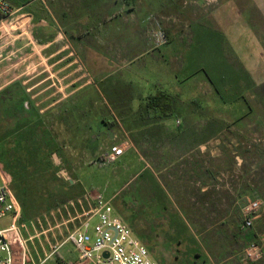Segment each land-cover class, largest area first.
I'll return each mask as SVG.
<instances>
[{
    "label": "rangeland",
    "instance_id": "rangeland-1",
    "mask_svg": "<svg viewBox=\"0 0 264 264\" xmlns=\"http://www.w3.org/2000/svg\"><path fill=\"white\" fill-rule=\"evenodd\" d=\"M7 1L20 10L0 32V143L14 146L18 136L2 99L7 88L20 83L31 98L29 73L46 72L47 65L32 69V57L58 50L55 57L64 58L57 68L65 67L61 75L70 73L71 60L80 69L81 88L73 97L50 109L53 99L38 105L56 144L49 160L61 179L47 181L45 173L35 185L37 214L27 221L21 214L20 223L43 219L25 233L36 235L28 243L34 262L80 264L73 242L57 247L84 217L70 219L102 194L159 264H264V81H254L264 72L260 0ZM158 31L166 35L165 45H157ZM49 40L54 43L41 49ZM123 83L133 88L134 111L164 91L175 96L177 115L142 137L128 110L112 106L101 89ZM62 85L55 82L52 90ZM70 108L77 113L69 116ZM210 120L221 122L222 130L201 145ZM183 130L189 137H175ZM127 141L133 146L127 156L104 162L113 145ZM200 167L206 170L204 180ZM255 199L261 209L254 225L245 228L244 207ZM130 209L133 220L140 212L139 228L127 214ZM252 243L263 249L255 262L244 258Z\"/></svg>",
    "mask_w": 264,
    "mask_h": 264
},
{
    "label": "built area",
    "instance_id": "built-area-1",
    "mask_svg": "<svg viewBox=\"0 0 264 264\" xmlns=\"http://www.w3.org/2000/svg\"><path fill=\"white\" fill-rule=\"evenodd\" d=\"M211 5L218 0H205ZM17 9L7 0H0V27L4 24L11 25ZM158 46L167 43L166 35L158 31L155 34ZM180 124V121H177ZM126 145H113L105 155L104 162L114 163L124 155ZM94 206L80 216L71 218L70 221L80 220V226L71 230L64 242H73L78 253L79 263L95 262L97 264H159L151 255L148 248L134 234L129 225L114 214L111 202L102 194L93 198ZM262 202L258 199L250 201L243 210L244 227L251 228L261 209ZM22 214L21 205L12 189V178L0 166V264H36L32 259L28 243L36 235L25 237L29 228L35 229L36 224L42 223V218L20 223ZM10 218L7 225H3ZM97 222L92 225V220ZM92 231V233L90 232ZM56 249V250H57ZM56 250L52 251L54 253ZM105 254H108L106 257ZM262 246L252 243L244 251V258L255 262L261 259ZM49 255V256H50ZM47 256V257H49ZM41 264V263H39Z\"/></svg>",
    "mask_w": 264,
    "mask_h": 264
},
{
    "label": "trees",
    "instance_id": "trees-1",
    "mask_svg": "<svg viewBox=\"0 0 264 264\" xmlns=\"http://www.w3.org/2000/svg\"><path fill=\"white\" fill-rule=\"evenodd\" d=\"M112 87L103 84L101 89L108 98L110 104L115 108L128 110L127 115L132 122L140 127L142 137L147 136L156 128V124L173 118L178 113L177 100L174 95L168 92H159L156 95L147 97L137 111L132 108V102L136 98L130 84H122ZM114 94L118 98H114ZM115 95V96H116ZM8 104L5 106L6 115L14 118L15 130L18 136L14 146H7L0 143V164L3 170L12 178V189L18 202L22 207V220H29L37 214V185L41 183L45 173L50 174L47 181H58L61 178L53 169L50 162V153L57 151L53 136L45 127V120L40 110L35 106L27 94L26 89L15 83L9 86L5 96L2 98ZM67 113L74 115L75 109H66ZM126 115V112H125ZM111 127L113 123H110ZM159 129V128H158ZM222 130L221 122L210 120L205 128L204 135L199 143H206L215 137ZM175 136L180 140L189 137V133L183 130ZM51 179V180H49ZM68 188H74L69 181H64ZM60 264H64L60 262Z\"/></svg>",
    "mask_w": 264,
    "mask_h": 264
},
{
    "label": "crops",
    "instance_id": "crops-1",
    "mask_svg": "<svg viewBox=\"0 0 264 264\" xmlns=\"http://www.w3.org/2000/svg\"><path fill=\"white\" fill-rule=\"evenodd\" d=\"M258 10L260 11V13L263 15L264 17V0H260V3L258 4ZM235 12V11H234ZM258 16V14H257ZM31 18V17H30ZM29 18V19H30ZM229 22H226L224 23V25L228 24ZM254 25H255V21L253 22ZM6 25L7 24H4L3 26L0 27V32L3 30V29H6ZM3 37V35H2ZM0 37V39L2 38ZM54 42H50L47 41L43 46H41V49H45L46 47H50V45H52ZM31 44L33 45V50L34 52L35 51H38V47L35 46L34 42L32 41ZM248 45V48L253 46V45H250V44H246ZM68 47V46H67ZM237 48H245V45L241 46L240 44H237L236 45ZM60 49L62 48V50H65V47H62L60 46L59 47ZM57 48V49H59ZM264 49V47L260 46L259 49ZM67 49V48H66ZM57 53H60V51H55V53H53L52 55H50L49 57H44V58H40V57H32L29 65L32 67V69L36 68V66H40V65H47V68H46V72L43 71V72H37L32 70L30 73H29V78L27 79V82L31 83L30 84V90L31 91H34V94L31 96V99L32 101L34 102L35 106L40 110V112L42 113L43 111L39 108V104H44V103H48L49 100H52L53 99V103H50L47 108L50 109V108H53L54 106H56L57 104H59L60 102L63 101V99H65L66 97H73L77 92L78 90L81 88V87H77V84L80 80V77H79V67L77 68H74V65L76 63V60H71L68 64H67V68H72L70 73H68L66 76L63 74L61 75V71H63V69H65V67H63L62 69H57L59 67V65L61 63L64 62V58L62 59H58L57 57H55V55H57ZM259 54H264L263 51H260ZM72 55V54H70ZM250 56H253L251 54H249ZM248 58V56H247ZM3 63L2 60H0V65ZM18 64H16L15 66H17ZM1 69V67H0ZM57 70L55 73L53 71ZM261 72L258 71V74H260ZM3 74V73H2ZM78 74V75H77ZM257 74V73H256ZM21 75H16L14 80H18L20 78ZM68 81L70 80V82L64 86L62 84H64L65 81ZM264 81V72L261 73V75L259 77H257L254 81ZM55 82H59L61 83L62 86H60V88H56L55 90H52V88L55 86ZM41 87V92L38 91L39 88ZM66 88H71L70 91L66 94L64 93V90ZM28 90V91H30ZM49 90H51L52 92L49 93L48 95H46L44 98H41V94H43L45 91L49 92ZM36 98L39 100L37 102H35ZM207 143V142H206ZM123 144H128V148L126 149L125 153L123 156H121L118 160V162H120L125 156H127V154L129 153L128 151L133 147L132 146V143L130 145L129 141H127L126 143H123ZM201 145L202 144H205V143H200ZM203 149V148H202ZM140 160H143L141 157H140ZM201 171H200V175H201V178L202 180L206 179L207 175L206 174V170L203 171V168L200 167ZM203 186L201 187L202 191H207L208 190V184L205 182H203L202 184ZM125 211V210H124ZM130 212L127 213L128 215H130L132 217V220H133V216L134 214H132L133 212H131L132 210L130 209L129 210ZM84 213V212H83ZM83 213H79L77 216H80L82 215ZM115 213V211H114ZM140 214V212H139ZM139 214L136 213V217H134V220H133V223L137 226V228H139V221H137V219H139ZM129 223L131 224V218H130V221ZM131 226L130 228L132 229V231L134 232L133 230V225H129ZM137 237V235H136ZM139 240H140V237H138ZM143 243V242H142ZM144 244V243H143ZM145 245V244H144ZM146 246V245H145ZM147 247V246H146ZM148 248V247H147ZM64 263V262H63ZM65 264V263H64Z\"/></svg>",
    "mask_w": 264,
    "mask_h": 264
},
{
    "label": "water",
    "instance_id": "water-1",
    "mask_svg": "<svg viewBox=\"0 0 264 264\" xmlns=\"http://www.w3.org/2000/svg\"><path fill=\"white\" fill-rule=\"evenodd\" d=\"M109 134H111V132L109 131ZM105 256L107 257L108 256V254H105Z\"/></svg>",
    "mask_w": 264,
    "mask_h": 264
}]
</instances>
